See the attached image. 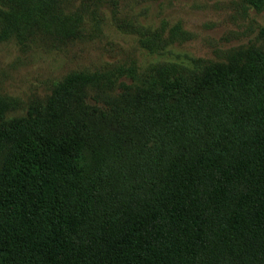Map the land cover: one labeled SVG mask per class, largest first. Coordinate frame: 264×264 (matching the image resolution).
Returning <instances> with one entry per match:
<instances>
[{"label": "trees", "instance_id": "trees-1", "mask_svg": "<svg viewBox=\"0 0 264 264\" xmlns=\"http://www.w3.org/2000/svg\"><path fill=\"white\" fill-rule=\"evenodd\" d=\"M61 3L0 0V41L72 40ZM165 25L141 46L188 36ZM238 48L72 69L13 117L0 94V264H264V49ZM102 88L118 108L83 97Z\"/></svg>", "mask_w": 264, "mask_h": 264}, {"label": "rangeland", "instance_id": "rangeland-1", "mask_svg": "<svg viewBox=\"0 0 264 264\" xmlns=\"http://www.w3.org/2000/svg\"><path fill=\"white\" fill-rule=\"evenodd\" d=\"M61 10L78 16L72 40L0 41V94L18 100L6 111L7 117L23 114L29 102L42 104L53 82L72 69L172 62L191 73L202 63L224 59L230 49H264V6L257 10L244 0H62ZM161 22H167L164 34L179 23L188 36L163 50L149 51L139 43L138 32ZM196 58L203 60L198 67ZM86 94L102 107L119 106L117 90H84L83 97Z\"/></svg>", "mask_w": 264, "mask_h": 264}]
</instances>
